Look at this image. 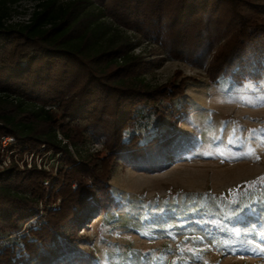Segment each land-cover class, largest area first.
<instances>
[{
  "label": "trees",
  "instance_id": "16d2710c",
  "mask_svg": "<svg viewBox=\"0 0 264 264\" xmlns=\"http://www.w3.org/2000/svg\"><path fill=\"white\" fill-rule=\"evenodd\" d=\"M19 2L0 0V144L13 137L10 150L51 153L61 167L54 174L32 161L0 171V241L16 236L0 244V264H61L69 255L70 264H96L79 248L78 228L118 207L115 165L162 171L194 138L177 129L188 116L174 106L186 80L148 85L128 42L103 39L104 19L168 58L196 68L210 61L213 85L241 86L264 77V0H37L27 22L9 23ZM151 113L172 124L145 140ZM91 140L106 153L69 149Z\"/></svg>",
  "mask_w": 264,
  "mask_h": 264
},
{
  "label": "rangeland",
  "instance_id": "374dc122",
  "mask_svg": "<svg viewBox=\"0 0 264 264\" xmlns=\"http://www.w3.org/2000/svg\"><path fill=\"white\" fill-rule=\"evenodd\" d=\"M36 5L37 0H21L8 22H27ZM103 22L104 40L127 41L131 53L145 62L142 77L148 85L186 80V95L174 106H187L188 116L178 121L177 129L194 138L181 155L170 156L162 171L116 164L109 184L118 207L90 215L78 228L83 236L79 248L92 253L96 264H264V141L259 139L264 133V85L257 88L247 81L239 86L230 80L213 85L210 61L196 68L168 58L145 37L110 19ZM146 122L145 140L158 127L165 130L172 124L169 116L152 113ZM13 146L0 144V171L14 163L30 167L32 161L54 174L61 167L59 156L12 151ZM69 149L83 156L106 153L95 140Z\"/></svg>",
  "mask_w": 264,
  "mask_h": 264
},
{
  "label": "snow or ice",
  "instance_id": "6c2138e0",
  "mask_svg": "<svg viewBox=\"0 0 264 264\" xmlns=\"http://www.w3.org/2000/svg\"><path fill=\"white\" fill-rule=\"evenodd\" d=\"M249 84H251L257 88H261V85H264V79H260L258 81H249ZM261 90L264 91V88H262ZM259 139L264 141V133H262V135L259 137ZM250 151H251V149H250ZM256 159H259V157L257 156ZM262 180H264V178H262ZM71 259H72L71 255H69L67 257H62L61 264H70ZM205 264H207V262H205Z\"/></svg>",
  "mask_w": 264,
  "mask_h": 264
},
{
  "label": "built area",
  "instance_id": "2783aa9c",
  "mask_svg": "<svg viewBox=\"0 0 264 264\" xmlns=\"http://www.w3.org/2000/svg\"><path fill=\"white\" fill-rule=\"evenodd\" d=\"M2 143H9V144H15V139L13 137H3L1 140V144Z\"/></svg>",
  "mask_w": 264,
  "mask_h": 264
}]
</instances>
